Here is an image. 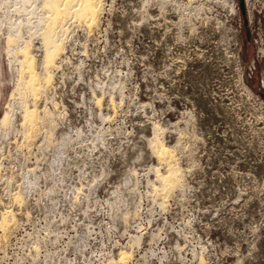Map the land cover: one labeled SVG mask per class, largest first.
Returning <instances> with one entry per match:
<instances>
[{"label":"rangeland","instance_id":"rangeland-1","mask_svg":"<svg viewBox=\"0 0 264 264\" xmlns=\"http://www.w3.org/2000/svg\"><path fill=\"white\" fill-rule=\"evenodd\" d=\"M243 2L103 0L70 27L37 102L53 134L26 138L18 106L0 126V264H264V0ZM155 128L181 178L166 197Z\"/></svg>","mask_w":264,"mask_h":264},{"label":"bare ground","instance_id":"bare-ground-1","mask_svg":"<svg viewBox=\"0 0 264 264\" xmlns=\"http://www.w3.org/2000/svg\"><path fill=\"white\" fill-rule=\"evenodd\" d=\"M13 6L16 17L7 20L0 19V25H4L5 28L3 52L6 55L7 67L12 71L10 76L13 83L9 101L0 116V126L8 127L12 124L14 107L18 106L21 114L20 123L24 127L25 137L36 128L38 129L39 125L45 123L50 128L47 133L52 135L53 127H55L52 114L44 109L43 115H41L37 102L53 82L51 68L57 66V60L64 50V40L68 36L70 27L74 24H82L88 31L92 30L99 22L103 0H15ZM35 39L40 40V48L43 50L41 59H38L40 61L37 60V56L32 50ZM38 62L43 72L38 70ZM1 77L0 62V102L3 94ZM97 102H100L99 98ZM159 130V128H155L151 146L157 159L161 162L160 164L165 168L163 173L156 170V178L160 181L161 187L158 189L160 196L166 197L181 178L179 177V168L176 167L174 151L158 136ZM13 197L17 204H21L23 201V194L20 191ZM8 208L2 213L0 212V228L4 231L3 233L9 229L11 224H14L15 220L13 211ZM126 257L127 253L121 251V260ZM200 264H203L202 259Z\"/></svg>","mask_w":264,"mask_h":264},{"label":"water","instance_id":"water-1","mask_svg":"<svg viewBox=\"0 0 264 264\" xmlns=\"http://www.w3.org/2000/svg\"><path fill=\"white\" fill-rule=\"evenodd\" d=\"M237 1H239L240 9H241L242 13L244 14V2H243V0H237ZM258 93L264 99V92L259 90Z\"/></svg>","mask_w":264,"mask_h":264}]
</instances>
